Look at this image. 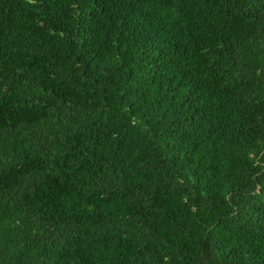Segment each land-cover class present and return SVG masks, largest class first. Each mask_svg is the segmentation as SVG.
<instances>
[{
	"label": "trees",
	"instance_id": "16d2710c",
	"mask_svg": "<svg viewBox=\"0 0 264 264\" xmlns=\"http://www.w3.org/2000/svg\"><path fill=\"white\" fill-rule=\"evenodd\" d=\"M0 264H264V0H0Z\"/></svg>",
	"mask_w": 264,
	"mask_h": 264
}]
</instances>
